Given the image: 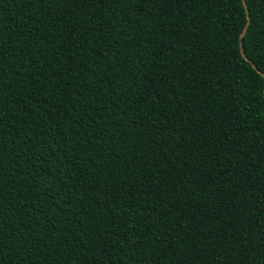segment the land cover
Listing matches in <instances>:
<instances>
[{
    "label": "trees",
    "instance_id": "trees-1",
    "mask_svg": "<svg viewBox=\"0 0 264 264\" xmlns=\"http://www.w3.org/2000/svg\"><path fill=\"white\" fill-rule=\"evenodd\" d=\"M246 21L242 0H0V264H264Z\"/></svg>",
    "mask_w": 264,
    "mask_h": 264
},
{
    "label": "water",
    "instance_id": "water-1",
    "mask_svg": "<svg viewBox=\"0 0 264 264\" xmlns=\"http://www.w3.org/2000/svg\"><path fill=\"white\" fill-rule=\"evenodd\" d=\"M243 1V4H244V6H245V10H246V13H247V21H246V24H245V26H244V28H243V30H242V32L240 33V35H239V42H240V51H241V54H242V56L252 65V67L257 71V72H259L263 77H264V73L263 72H261L246 56H245V54H244V52H243V48H242V46H241V40H242V38H243V36H244V34H245V32H246V30H247V28H248V26H249V24H250V16H249V14H248V9H247V6H246V2H245V0H242Z\"/></svg>",
    "mask_w": 264,
    "mask_h": 264
}]
</instances>
